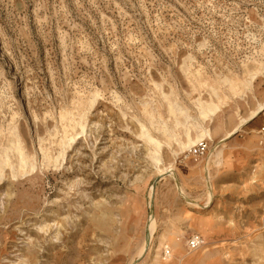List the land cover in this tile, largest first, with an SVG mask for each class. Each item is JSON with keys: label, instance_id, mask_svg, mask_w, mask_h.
<instances>
[{"label": "rangeland", "instance_id": "rangeland-1", "mask_svg": "<svg viewBox=\"0 0 264 264\" xmlns=\"http://www.w3.org/2000/svg\"><path fill=\"white\" fill-rule=\"evenodd\" d=\"M263 103L264 0H0V264H264Z\"/></svg>", "mask_w": 264, "mask_h": 264}, {"label": "bare ground", "instance_id": "bare-ground-1", "mask_svg": "<svg viewBox=\"0 0 264 264\" xmlns=\"http://www.w3.org/2000/svg\"><path fill=\"white\" fill-rule=\"evenodd\" d=\"M203 108V114H210V115H214L216 114L217 110L219 109L218 107L214 105H210V104H206V105H202ZM202 114V113H201ZM262 114H264V103L261 104L258 109L256 111L253 112L252 116L248 119L243 120L242 124L239 125L234 131H232L231 133H229L227 135V137L223 140L226 141L228 139H230L231 137H233L237 132H239L241 130V128H243L244 126H246L247 124H249L250 122H252L253 120L259 118ZM82 133H86L85 129L83 128ZM190 137V136H189ZM204 136H200L197 140H190L189 145H186V148L189 149L192 146H196L201 139ZM150 141L152 140L151 137H149ZM21 152V151H20ZM159 162V161H158ZM161 174L159 176L164 177L168 174H172L173 178H176L175 174H174V167L171 166L169 168H165V170L163 169H159ZM209 195V194H208ZM212 201V196H210V202ZM191 203V202H190ZM207 205V204H206ZM202 208H206L205 206H201ZM149 233H148V237L146 242L143 244L144 246L141 248V250L139 251L138 254V258H140V260L146 255L147 250L149 248V244L151 239H153L155 233H156V227H157V223L155 221V218L153 216L150 217V222H149ZM140 249V248H139ZM155 260V259H154ZM179 260V259H178ZM132 264H135L132 263ZM154 264H159V260L158 257H156V260L154 262Z\"/></svg>", "mask_w": 264, "mask_h": 264}, {"label": "built area", "instance_id": "built-area-1", "mask_svg": "<svg viewBox=\"0 0 264 264\" xmlns=\"http://www.w3.org/2000/svg\"><path fill=\"white\" fill-rule=\"evenodd\" d=\"M259 146L264 150V127L260 130V141ZM208 151V142H202L196 148L191 150V153H194L195 156H203ZM205 245V239L203 236L196 234L193 235L188 241V248L190 250H198ZM171 257V252L168 247H165L162 252V259L166 260Z\"/></svg>", "mask_w": 264, "mask_h": 264}, {"label": "crops", "instance_id": "crops-1", "mask_svg": "<svg viewBox=\"0 0 264 264\" xmlns=\"http://www.w3.org/2000/svg\"><path fill=\"white\" fill-rule=\"evenodd\" d=\"M263 127V126H262ZM262 127L259 129V131L262 129Z\"/></svg>", "mask_w": 264, "mask_h": 264}]
</instances>
